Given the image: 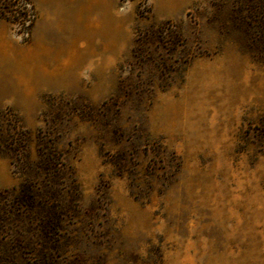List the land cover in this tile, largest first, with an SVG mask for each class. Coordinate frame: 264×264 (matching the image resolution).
<instances>
[{
	"label": "rangeland",
	"instance_id": "obj_1",
	"mask_svg": "<svg viewBox=\"0 0 264 264\" xmlns=\"http://www.w3.org/2000/svg\"><path fill=\"white\" fill-rule=\"evenodd\" d=\"M31 1L28 37L0 21V112L53 128L79 185L57 263L264 264V63L236 0ZM152 22L182 44L163 36L146 65L131 50ZM121 150L148 200L107 163ZM19 183L0 156V190Z\"/></svg>",
	"mask_w": 264,
	"mask_h": 264
},
{
	"label": "trees",
	"instance_id": "obj_2",
	"mask_svg": "<svg viewBox=\"0 0 264 264\" xmlns=\"http://www.w3.org/2000/svg\"><path fill=\"white\" fill-rule=\"evenodd\" d=\"M233 13L238 28L248 37L247 48L264 63V0H236ZM36 19L31 0H0V21L16 25L21 34L28 37ZM164 25L152 22L136 30L131 52L139 54L143 64L152 59L150 48L162 43L163 36L172 39L165 50L168 55L182 44L179 28L170 22L166 23L168 28ZM153 147V153L162 150L160 144ZM108 155L107 163L120 175L127 174L131 195L148 200L149 181L141 182L137 177L129 153L121 150ZM0 156L9 160L13 173L20 177L17 186L0 190V264H24L30 258L37 260L35 264H58L66 246L62 233L76 216L81 192L65 153L57 147L53 128H38L32 134L20 116L0 112ZM171 158L176 159L174 153ZM145 171L146 176H156L155 166L149 164Z\"/></svg>",
	"mask_w": 264,
	"mask_h": 264
},
{
	"label": "bare ground",
	"instance_id": "obj_3",
	"mask_svg": "<svg viewBox=\"0 0 264 264\" xmlns=\"http://www.w3.org/2000/svg\"><path fill=\"white\" fill-rule=\"evenodd\" d=\"M4 45L0 46V66L8 57V49L3 47Z\"/></svg>",
	"mask_w": 264,
	"mask_h": 264
}]
</instances>
